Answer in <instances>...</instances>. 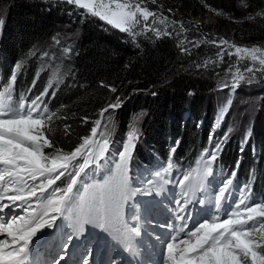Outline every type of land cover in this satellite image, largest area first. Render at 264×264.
Wrapping results in <instances>:
<instances>
[{
    "label": "snow or ice",
    "instance_id": "6c2138e0",
    "mask_svg": "<svg viewBox=\"0 0 264 264\" xmlns=\"http://www.w3.org/2000/svg\"><path fill=\"white\" fill-rule=\"evenodd\" d=\"M64 2L126 33L133 42L148 32L157 39L172 35L167 27L152 26L157 22L167 26L168 18L144 6V0ZM181 30H185L182 22ZM205 42L234 47L235 54L251 61L234 71L230 65L221 88L235 92L242 83L257 82V73L264 78V49L235 46L224 39ZM63 51L70 53L71 48ZM218 56L223 61L224 51ZM209 63L215 62L206 61L203 67ZM21 67L22 62L15 64L9 80L0 83V264H40L33 259L37 245L50 252L44 264H67L72 248L83 250L73 264H102L94 258L95 237L90 230L107 234L133 257L140 254L137 242L151 237L161 250L156 264H264V199L254 202L251 182H237L239 160L217 183L215 166L223 142L212 144L210 135L211 147L202 149L195 165L187 169L178 167L170 155L166 165L134 177L131 164L140 129L132 127L119 150L113 148V113L122 106L120 96L103 107L88 134L65 151L50 135L56 113L45 100L48 88L31 99L15 93ZM58 76L57 70L53 79ZM103 86L117 92L116 87ZM231 104L229 99L221 115ZM81 119L89 123L87 116ZM63 127L69 135L71 125ZM248 140L246 134L241 153ZM197 210L209 215L196 221ZM157 214H167L168 219H156Z\"/></svg>",
    "mask_w": 264,
    "mask_h": 264
},
{
    "label": "trees",
    "instance_id": "16d2710c",
    "mask_svg": "<svg viewBox=\"0 0 264 264\" xmlns=\"http://www.w3.org/2000/svg\"><path fill=\"white\" fill-rule=\"evenodd\" d=\"M243 1L247 5L244 14L238 9L240 0H158L160 10L177 22L168 30L172 35L157 39L148 32L133 42L126 33L112 29L98 18L83 15L84 10L64 1L0 0V20H3L0 28L4 30L0 37V83L9 80L14 65L22 62L15 93L31 99L48 88L45 100L56 113L50 135L65 151L88 134L91 121L99 118V111L117 95L129 97L120 110L122 132H126L134 115L147 113L142 124L147 148L166 159L180 141L173 161L178 166L185 165L188 156L205 139V134L200 136L203 132L195 126L196 117L208 114L211 118L228 101L216 99L210 104V96L218 85L213 83L209 70L226 62V57L220 61L211 43L205 42L213 40L208 33L217 28L206 23L199 25L195 19L213 13L221 25L225 20L236 22L244 32L256 34L247 41L264 39V15H256L264 13V0ZM181 22L185 30H181ZM255 23L260 25L254 26ZM196 43L200 46L196 47ZM65 47L71 48V52L65 53ZM206 61L215 63L203 67ZM197 64L202 67L197 69ZM57 70L59 76L53 79ZM103 85L116 87L117 92L112 93ZM142 93H147L146 97ZM158 94L160 103L154 102ZM189 112L192 117L188 118ZM233 112L234 106L230 118L234 117ZM85 116L89 118L88 124L82 122ZM65 124L71 125L69 135H65ZM255 130L264 147V124L255 125ZM232 153L228 148L225 156L231 157Z\"/></svg>",
    "mask_w": 264,
    "mask_h": 264
},
{
    "label": "rangeland",
    "instance_id": "374dc122",
    "mask_svg": "<svg viewBox=\"0 0 264 264\" xmlns=\"http://www.w3.org/2000/svg\"><path fill=\"white\" fill-rule=\"evenodd\" d=\"M64 1V0H59ZM144 6L148 7L151 11H154L158 14H161L168 18V25L160 24L159 22L152 25L153 27L161 28L162 30L167 27V30L173 28V24L171 21V18L169 15L164 14L160 8L161 5L156 0V3H152L151 0H144ZM238 9L241 12V14H244L247 10V5L245 1H243V4L239 2ZM195 21L201 25L203 23H206L208 25H212L213 27L217 28V31H211L208 33V36L210 38H213V40H216L217 43L219 40L224 39L230 42V44L240 47H255L258 46L262 49H264V39H259L255 41H247L246 39L249 37H253L256 35L254 32H244L239 25V23L236 22H226L224 21V25H221L218 19H216L215 15L213 13L208 14L206 17H198L195 19ZM150 24H152V18H150L149 21ZM254 26L260 25V23L253 24ZM224 27V29L222 28ZM252 27V26H251ZM221 28V29H219ZM253 28V27H252ZM3 35V28H0V37ZM138 36L137 38H139ZM136 38V39H137ZM213 49V51L216 52L218 55L219 52L224 51V58L226 57V62L223 64L217 65V67H213L209 70V72L212 74V81L214 84L218 85V89L215 93H213L211 99V105L216 99H225V100H233L234 101V118L232 120V123L234 124V127L238 129L240 126L246 124L247 122H253L255 125L264 124V78H261V74L257 73V82H254L252 84H246L242 83L241 86L235 91H231L230 88H221L220 85L225 83V71L229 68L230 65L234 66L233 71L235 70V67L243 68L251 63V61L245 56L244 58H241L237 54H235L234 47L230 48L227 45H221L220 47H217L216 44L210 45ZM232 52L233 54L231 56H228V52ZM250 75V74H246ZM228 83L231 82V74H229ZM157 92L156 90L154 91ZM229 92H232L233 94L230 95ZM153 93V94H155ZM140 94V93H138ZM147 93H142L143 97H146ZM132 97V94H130ZM121 97V96H120ZM209 97V98H210ZM122 99V106L113 113L114 115V124H115V131L113 134V141L114 143L119 142L120 138L122 137L123 133L122 128L120 126V110L123 108L124 104H126L129 101L128 98L121 97ZM156 100V101H155ZM161 95L156 97L154 99V102L160 103L161 102ZM209 104V102H208ZM188 106L185 105L184 109ZM143 113H139L137 115H134V121L131 123L129 129L132 127H138L140 129V134L143 135V128L142 124L144 120L147 118V113L144 115H140ZM199 123H197L195 126L198 128ZM127 130V129H126ZM129 131V130H128ZM132 170L136 168L135 164H131ZM140 174H144V172L140 171ZM167 215V214H166ZM156 219L161 220L160 216L157 214ZM150 230V229H149ZM102 242H99L98 238H95V240L92 243V247L94 249V258L97 255V253H100V249L96 251V246L98 245L100 247ZM155 243V241L147 242L145 241V237L143 239L139 240V246H141V254L145 255L146 257H150L149 253H145L146 250L150 249V246ZM41 247V246H40ZM83 250L80 249V255ZM48 249L46 250H40L39 251V261L42 260L47 256ZM50 253V252H49ZM116 252H114L115 254ZM151 253V252H150Z\"/></svg>",
    "mask_w": 264,
    "mask_h": 264
},
{
    "label": "bare ground",
    "instance_id": "6f19581e",
    "mask_svg": "<svg viewBox=\"0 0 264 264\" xmlns=\"http://www.w3.org/2000/svg\"><path fill=\"white\" fill-rule=\"evenodd\" d=\"M119 245V244H118ZM120 246V245H119ZM114 247V246H113ZM104 248H106V250H108V248H109V251H111L112 250V245H106V246H103V247H101V249H104Z\"/></svg>",
    "mask_w": 264,
    "mask_h": 264
}]
</instances>
